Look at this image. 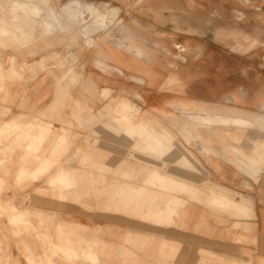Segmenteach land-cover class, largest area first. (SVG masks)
I'll use <instances>...</instances> for the list:
<instances>
[{
  "label": "rangeland",
  "instance_id": "obj_1",
  "mask_svg": "<svg viewBox=\"0 0 264 264\" xmlns=\"http://www.w3.org/2000/svg\"><path fill=\"white\" fill-rule=\"evenodd\" d=\"M82 1H105L117 9L119 16L94 37L106 35L101 42L112 49L120 40L138 41L145 57L132 59L151 72L131 76L136 87L128 84L122 93L115 87L90 90L82 81L85 64L103 56L97 47L77 48L86 45L80 28L106 22V8L72 0L32 3L31 15L46 13L47 34L63 31L53 61L62 76L55 83L58 98L46 111L15 114L14 106L21 111L26 101L24 71L13 59L7 68L12 54L7 37L17 36L0 32V264H178L179 250L164 238L176 216L150 218L145 215L150 202L141 199L136 209L124 198L144 186L162 194L158 206L170 196L179 197L181 207L199 201V185L213 180L212 146L243 132L236 138L242 148L251 138L247 135L264 132L259 124H207L190 116L200 108L227 116L239 108L253 123L252 115L264 113V0ZM30 20L31 27L38 26V18ZM124 30L132 32L131 39ZM162 73L167 75L162 85L172 86L175 97L172 108L158 113L149 109L143 89ZM119 99L138 106L133 122L144 116L158 132H170L169 152L160 156L137 144L140 137L113 118L121 116L115 106ZM181 99L194 102L185 110L176 104ZM248 159L251 167L264 166V153ZM154 170L177 183H149ZM212 263L239 264L220 257L200 264Z\"/></svg>",
  "mask_w": 264,
  "mask_h": 264
},
{
  "label": "crops",
  "instance_id": "obj_2",
  "mask_svg": "<svg viewBox=\"0 0 264 264\" xmlns=\"http://www.w3.org/2000/svg\"><path fill=\"white\" fill-rule=\"evenodd\" d=\"M9 1L2 0L0 2V32L2 35L15 33L17 38L13 37L11 40L10 35L7 37V44L10 45L7 50L8 53L12 52L11 55L8 54L7 68H10L13 59L16 69L24 71L23 81L26 82L25 92L22 95L23 98H26L24 107L19 111L14 106V113L32 117V115L46 111L48 106L58 98L55 83L57 78L60 80L62 74L58 72V67L53 61L57 58L56 51L62 49L63 31L58 29V31L47 34L46 23H44L46 13L31 15L30 5L32 3L40 4L43 0H12L11 4H8ZM72 1L106 8L103 11L105 15L103 18L107 19L106 22L100 25L92 22L88 26L80 28L82 35L87 37L86 45L77 48L88 51L87 46L97 47V49H101L103 56L88 58L82 81L87 83L90 90L97 87L101 89L115 87L117 89L114 91L122 93L124 89H128V84L136 87L130 77L141 75L140 72H151V69L145 68V66L137 67L140 63L138 64L132 59V55L145 57V47L135 40H120L116 44L117 47L112 49L101 42L106 40V35L94 37L97 32L105 31L119 16L117 9L111 8L105 1L98 3L82 0ZM7 4L10 6L9 10ZM8 11L9 15H7ZM56 12L58 18L62 17L60 10L56 9ZM31 18L39 19L38 26L36 23L31 27ZM92 18L94 19L95 15ZM117 23H121V19ZM122 28L125 29L124 24ZM15 29H22V31L16 32ZM75 32L73 31L74 34ZM131 33L125 31V37L131 39ZM74 36L76 34L72 35L73 42L75 41ZM78 55L76 54L74 58L77 59ZM97 59H102L104 63L98 64ZM139 60L141 61V59ZM16 69L12 67L11 72H15ZM66 75L68 76V74ZM165 77L167 75L160 74L157 82L154 79L153 82L147 83L146 88L143 89L144 96L149 100V109L153 112L158 110L159 113V108H172L175 97L174 88L169 84L162 85L164 82L162 80H165ZM67 79L69 78L67 77ZM167 82H169L168 79H166ZM106 91L109 92V89ZM181 97H185V94H182ZM126 101L129 100L119 99L115 103L116 110L121 113V116L113 115V118L122 119L128 126L126 132L140 137L138 145L141 143L150 152L160 156L169 152L168 136H170V132L167 130L165 133L158 132L144 116L133 122L131 116L137 114L139 108L133 102L129 101L128 104ZM193 102L192 99H181L176 104L187 110ZM203 105L207 106L208 104ZM260 107L264 109V104ZM195 110L196 112L190 113L191 118L203 123L221 122L225 125L238 127L250 126V124L252 127L259 124L264 128V113H255L252 115L254 122L249 123L248 117L243 115L245 110L239 108L234 109L229 116L214 110L202 108ZM11 126L16 127L17 124L11 123ZM241 134L238 133L237 136L230 133V137H222L216 146H212L210 171L212 170L213 180L206 187L199 185L200 195H202L199 201H189L188 205L181 207V199L170 196L169 199L166 198L164 205L158 206L157 203L159 199H162V194L148 190L144 186L131 189L128 198H124L126 205L134 204L136 209L141 199L147 203L150 202L149 209L145 213L150 218L159 220L172 219L176 216L174 218L175 225L168 226V232L164 238L170 248L179 250L178 264H200L204 260L213 261L217 257L239 264H264V166L257 169L247 164L251 154L258 158L263 156L264 132L256 134L255 137L247 135L251 137L246 139V144L244 143L248 148H245L244 144L241 148L240 144L236 142V138H240ZM206 177L208 176L206 175ZM147 181L160 183L162 186H173L177 183L172 178L161 175L157 170L152 172ZM82 225L91 226V223H82ZM70 229L72 231L75 228L73 226ZM165 244L167 245L166 242H163V248Z\"/></svg>",
  "mask_w": 264,
  "mask_h": 264
},
{
  "label": "bare ground",
  "instance_id": "obj_3",
  "mask_svg": "<svg viewBox=\"0 0 264 264\" xmlns=\"http://www.w3.org/2000/svg\"><path fill=\"white\" fill-rule=\"evenodd\" d=\"M18 4H19V3H18ZM22 5H23V4H22ZM19 12H20V11H19ZM10 15H11V14H10ZM14 20H15V19H14ZM86 38H87V37H86ZM93 43H94V42H93ZM126 102H128V104H129V101H126ZM125 104H126V103H125ZM130 104H131V103H130ZM131 105H132V104H131ZM128 106H129V105H128ZM133 106H134V105H133ZM133 106H132V107H133ZM125 109L127 110V106L125 107ZM129 109H131V107H129ZM129 109H128V110H129ZM130 111H131V110H130ZM130 111H129V112H130ZM132 111H134V109H132ZM130 113H131V112H130ZM132 113H133V112H132ZM127 115H129V114L127 113ZM132 115H133V114H132ZM129 116H130V115H129ZM129 119H130V117H129ZM236 122H237V121H236ZM237 124L239 125L240 123H237ZM149 197H150V196H149ZM154 197H155V196H154ZM152 204H153V202H152Z\"/></svg>",
  "mask_w": 264,
  "mask_h": 264
}]
</instances>
